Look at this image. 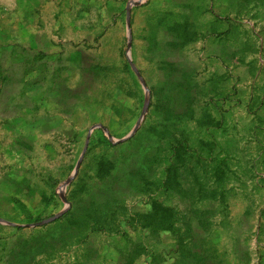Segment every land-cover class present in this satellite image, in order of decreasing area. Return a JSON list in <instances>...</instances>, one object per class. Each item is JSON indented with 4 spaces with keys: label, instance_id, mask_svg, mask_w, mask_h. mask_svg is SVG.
Returning <instances> with one entry per match:
<instances>
[{
    "label": "rangeland",
    "instance_id": "1",
    "mask_svg": "<svg viewBox=\"0 0 264 264\" xmlns=\"http://www.w3.org/2000/svg\"><path fill=\"white\" fill-rule=\"evenodd\" d=\"M139 1L0 0V264H116L138 242L181 263L170 234L125 224L151 198L193 228L188 264H264V0ZM170 142L188 150L171 190L126 191L114 223L79 240L48 222ZM222 159L223 196L201 199L203 166Z\"/></svg>",
    "mask_w": 264,
    "mask_h": 264
},
{
    "label": "trees",
    "instance_id": "2",
    "mask_svg": "<svg viewBox=\"0 0 264 264\" xmlns=\"http://www.w3.org/2000/svg\"><path fill=\"white\" fill-rule=\"evenodd\" d=\"M185 91L183 90V92ZM176 102L175 98L174 102L171 103L173 109L170 111V108V113H166L163 118L164 121L167 118L169 121L165 123V125H163L164 123L159 124V126L155 128L157 131L162 126L170 127L171 124L173 125V122L171 121L178 118L177 111L174 107ZM173 144L174 142L169 143L170 147L168 148V154L166 155H161L159 147L149 150L142 149L134 157L130 165H112L111 169H108L103 176L105 181L102 186L97 187V190L94 193H87L83 198L82 203L78 196H69L71 200L70 209L56 218L51 225L57 226L58 231L64 235H66L64 230L68 227L69 234L67 240H79L86 237L88 234L94 233L93 231H88L91 228H101L107 226L110 222L114 223V216L117 210L123 206L121 196L126 191L135 188L139 189L145 185L154 186V190L156 191H159V186H161L165 192L171 190L172 180L170 176L177 172L176 166L180 162L183 163V156L188 154V150L186 149L181 151L182 144H179L176 148ZM166 157L171 160V163L166 170L167 176H165L163 180L156 179L154 177V166ZM210 165L207 163L203 166L202 172L204 175V183L197 184V195H201V199L211 197L216 200L218 196H223L222 183L228 173V166L225 159L219 160L217 163L213 162V164ZM179 214L180 213L175 209L164 206L155 198H151L150 210L142 215L135 214L132 215V217L126 218L125 224L132 219L133 223L137 224L138 227L140 226L139 228H141L142 231H147L154 237H157L162 233L170 234L175 245L174 254L179 252L183 259L180 263V260H178L179 256H175L176 261L173 264H188L189 262L186 257L190 256L192 252L194 253V251L189 249L191 240H194L192 237L193 228L187 223H184ZM116 226L119 228L118 224ZM15 228L18 230L21 229L20 227ZM121 234L124 235V232ZM147 248L148 247L141 242L129 245L123 252H120L119 256L115 259L116 264H138L141 257L149 258L150 264L163 263L160 254L148 251ZM195 253L197 254L196 251ZM14 257L15 255L11 254L9 259ZM189 258L191 259L192 256ZM10 262L11 264H22L18 263V261L14 262V260H11Z\"/></svg>",
    "mask_w": 264,
    "mask_h": 264
},
{
    "label": "water",
    "instance_id": "3",
    "mask_svg": "<svg viewBox=\"0 0 264 264\" xmlns=\"http://www.w3.org/2000/svg\"><path fill=\"white\" fill-rule=\"evenodd\" d=\"M144 0H141V1H139V2H131V5H138L139 3H141V2H143ZM128 26V25H127ZM142 86H143V88L145 89L146 87H145V84L142 82ZM138 126V125H137ZM137 126L128 134V135H126L123 139H121V140H116V139H112V142H113V144H119V143H122V142H124V141H126V140H128L129 138H131L134 134H135V132H136V129H137ZM107 134V133H106ZM108 135V134H107ZM75 174H76V171L73 173V176L72 177H74L75 176ZM70 182V180H68L66 183H64L63 184V186H62V189H64L65 187H66V185L68 184ZM62 214V213H61ZM61 214H59V215H57L56 217H53L52 219H50V220H48V222H50V221H52V220H55L56 218H58L59 216H61ZM0 223H4L3 221H1L0 220Z\"/></svg>",
    "mask_w": 264,
    "mask_h": 264
},
{
    "label": "crops",
    "instance_id": "4",
    "mask_svg": "<svg viewBox=\"0 0 264 264\" xmlns=\"http://www.w3.org/2000/svg\"><path fill=\"white\" fill-rule=\"evenodd\" d=\"M0 224H3V225H4V224H6V223L4 222V223H0ZM16 227H17V226H16Z\"/></svg>",
    "mask_w": 264,
    "mask_h": 264
}]
</instances>
